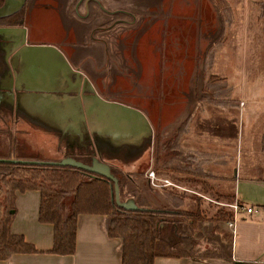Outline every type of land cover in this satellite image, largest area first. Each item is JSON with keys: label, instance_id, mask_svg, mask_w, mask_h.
Segmentation results:
<instances>
[{"label": "rangeland", "instance_id": "rangeland-1", "mask_svg": "<svg viewBox=\"0 0 264 264\" xmlns=\"http://www.w3.org/2000/svg\"><path fill=\"white\" fill-rule=\"evenodd\" d=\"M69 1L24 0L23 11L18 16L22 14L31 33L43 31L44 41H53L62 47L66 57L85 61L83 74L86 76L75 75L74 82L81 83L75 103L83 108L81 104L88 101L87 112L92 109L99 115L100 133L94 138L84 137L80 147L88 148L86 151L110 165V170L124 176L118 200H132L136 207H144L143 200L149 199L150 206L158 207L154 200L158 194L154 191L160 188L152 187L147 180V173L152 172L155 178L172 184L168 191L186 194L187 206L183 207L187 212L197 208L208 219L218 208L229 210L226 205L231 204L233 198L216 193L208 183L213 178L227 181L229 178L213 176L203 167L231 161L228 154L231 151L241 167L254 165L257 160L264 165L261 145L264 136V0H222L230 11V22L219 0H109L114 3V7H109L110 17L100 12L104 11L101 4L106 2L101 0L100 4L97 0L100 5L90 4L91 15L80 21L77 19L80 0H77L73 7L77 20L67 16L63 22L53 18L48 23L41 24L40 20L35 23L46 11V17L56 16L55 12L63 17L61 9L64 10ZM110 25L112 28L100 30ZM29 39L35 40L32 35ZM0 40V46H4L0 55L9 56L11 49L6 45L11 39L0 33ZM12 60L14 64L18 62V55L14 54ZM66 66L69 68L68 63ZM4 67L0 64L1 78L7 76ZM64 76L66 82H72L74 74L66 71ZM86 81H90L92 89ZM67 93L74 91L68 89ZM94 93L129 107V111L123 108L126 115H120L118 104L100 103ZM205 108L212 126L223 123L218 125L222 133L219 130L210 132L211 138L206 142L210 144V151H186L181 141L188 137L191 121ZM137 111L146 115V122L137 117ZM122 117L127 118L124 128L111 127L108 123L110 118ZM90 125L92 129L94 120ZM148 129L152 132L151 151L150 159H145L143 153L147 156L145 149L150 143ZM22 138L24 142L25 137ZM3 139H10L9 134H0L1 147L6 145L7 140ZM72 139L69 136L68 145H60L71 150ZM168 140V151L176 154L177 161L193 167L194 174L154 170V149H160ZM38 144L34 141L35 146H21L15 138L14 143L12 140L9 143L13 151L2 152L0 157L45 163L47 160L41 155ZM217 144L221 151H228L225 154L213 151ZM25 148L31 152L27 153ZM65 154L86 163L78 152L71 150ZM70 201L71 197L67 196L63 215L68 213ZM209 206L211 208L206 209ZM225 222L204 220L197 223V227L202 237L208 238L211 230H224ZM166 232L167 228L162 225L161 236L165 238Z\"/></svg>", "mask_w": 264, "mask_h": 264}, {"label": "crops", "instance_id": "crops-1", "mask_svg": "<svg viewBox=\"0 0 264 264\" xmlns=\"http://www.w3.org/2000/svg\"><path fill=\"white\" fill-rule=\"evenodd\" d=\"M15 1L9 0L11 7ZM104 1L106 3L101 4L102 7L110 11L109 7H114L113 1ZM76 2L77 0L67 2L65 9H61L62 14H64L63 17L57 16L59 12H55L56 16L46 17V11L43 17H41V14L38 16L41 19L37 18L35 23L39 20L41 24L48 23L53 18L57 22H63L67 16L71 17V20L76 19L77 16L73 12ZM87 2L89 4L92 0H87ZM99 2L102 3L101 0ZM77 12L79 15L77 19L80 21L88 19V16L91 15L90 9L89 13H86V8H84L82 2H78ZM17 28L19 27L11 29ZM21 28L24 30L22 38L24 44L16 48L12 43L13 34L0 31V33L8 35L11 39L6 45L8 49H11L9 50L11 51L9 56L3 57L0 55V64L5 65L4 69L7 73L4 78L0 76V134L4 136L8 133L10 136V139H3L7 141L5 146H0V153L10 149L13 151V147L9 148V143L11 140L14 143L15 138L21 143V146H29L30 144L35 146L34 141H37L39 142L38 149L42 152L41 155L47 160L45 163H56L64 158L79 159L65 154L66 151L72 150L75 153L78 152L82 157L81 159L86 160L89 158L90 161L105 165L110 171V165L100 161L90 151V153L87 152L88 148L80 147L81 144H84V137L94 138L97 133H100L99 115L94 113L92 109L89 113L87 112L89 111L86 109L89 106L88 101L81 104L83 108L75 103L78 98L76 95L80 91V88L77 87L81 86V83L74 82L75 75L86 76L83 74L85 61L79 58V60L72 59L74 61L72 62L71 58L66 57L65 50L56 42L44 41L46 39H43V31L36 30L31 33L29 24L22 25ZM30 35L35 38L34 41L29 39ZM63 38L61 37V39ZM3 47V45L0 46V51ZM14 54L18 55V62H15V64L12 60ZM88 60L92 64V60L90 58ZM66 63L69 64V68H67ZM66 71L74 74V77L70 78L72 82H66L64 76ZM86 82L92 89L90 81ZM68 89H72L74 93L68 94ZM94 97L97 101L106 105L118 104L103 99L96 93H94ZM118 105L120 115L126 113L123 108L129 111L127 109L129 107L122 104ZM137 117L146 122L147 117L141 111H137ZM92 120H94V127H92L94 130L91 129L90 125ZM108 121L111 127L117 128L120 126L124 128L127 124L126 117L116 118V120L110 118ZM218 123L216 122V124ZM218 125L212 126L210 124L206 108L202 113H197L189 125L186 134L188 137L181 141L183 149L189 152L198 151L201 153L210 151V144H206V142L211 138L209 136L210 132L213 130L221 132ZM151 134L152 132L148 129L150 143L145 149L147 156L143 153L145 159L150 157ZM69 136L73 137L70 140L71 150L64 148L65 145H68ZM22 137H25L24 142ZM214 138H216V135ZM221 140L225 142L224 136ZM216 148L214 147L213 151H221L219 144L216 145ZM24 150L27 153L31 152L26 148ZM226 151L223 150L220 153L225 154ZM228 154L232 158L231 161L221 162L217 166H204L203 170L208 171L207 173L213 176L228 177V181L213 180L215 179L213 178L208 183L216 193L226 194L232 197L240 206L252 210L251 214L239 212L232 223V228H227L225 225L224 230L231 234L230 261L156 258L153 264H264V165L257 160L254 165H243L241 167L237 162L239 160L232 155V151ZM0 159L24 160L11 156L0 157ZM25 160L28 161V159ZM226 169H229V171ZM167 188L168 186L160 187V190H168ZM154 193L158 194L157 199L156 197L154 199L155 204L158 205L157 208H162L163 205L167 204L163 197V191L156 190ZM13 205L14 212L9 225V232L21 236L27 244L32 246L36 253L14 254L0 261V264H120L121 241L117 238L108 237V217L103 215H78L75 227L74 252L71 255L60 256L49 253L52 246V226L39 223L37 220L38 191L16 192ZM184 206L186 207L187 204H184ZM183 209L185 208L183 207ZM212 232L214 231L211 230Z\"/></svg>", "mask_w": 264, "mask_h": 264}, {"label": "trees", "instance_id": "trees-1", "mask_svg": "<svg viewBox=\"0 0 264 264\" xmlns=\"http://www.w3.org/2000/svg\"><path fill=\"white\" fill-rule=\"evenodd\" d=\"M4 0H0V8ZM88 4V9H89ZM229 17L230 11L224 1L219 0ZM0 17V29L25 25L24 21L15 26L19 12ZM22 10V11H21ZM221 34V33H220ZM221 35L217 38L219 42ZM221 40L218 45H220ZM212 46L209 47V49ZM211 54V53H210ZM211 65V64H209ZM224 86V85H223ZM204 99V97H203ZM169 140L154 149V170L190 174L193 169L177 161L176 154L170 152ZM261 145L264 147V136ZM162 153V155H160ZM171 161H174L171 163ZM115 178L120 190L124 176L114 169L109 171ZM194 174V173H193ZM210 177V176H209ZM211 178V177H210ZM25 191H38L39 206L37 220L52 226L51 254L65 256L74 252L75 227L78 215H103L108 217L107 235L121 241L120 264H153L156 258L189 259L206 261L211 259L230 261L231 234L226 230H216L208 238H203L197 223L204 220L227 222L232 218L231 210L217 209L212 218L203 216V211L187 212L184 206L186 194H177L171 190L163 191L167 204L161 208L150 206L144 199L141 210L124 211L117 208L113 201L111 181L67 166L41 164L0 163V261L14 254H32L35 250L21 236L9 232L14 212V194ZM168 191V192H167ZM165 195V196H164ZM183 195V196H182ZM67 196L71 197L69 211L63 215V204ZM223 199L227 200V197ZM195 201H198L194 198ZM149 203V204H148ZM211 208L210 206L206 209ZM167 228L165 238L160 228ZM198 241L202 242L198 244Z\"/></svg>", "mask_w": 264, "mask_h": 264}, {"label": "water", "instance_id": "water-1", "mask_svg": "<svg viewBox=\"0 0 264 264\" xmlns=\"http://www.w3.org/2000/svg\"><path fill=\"white\" fill-rule=\"evenodd\" d=\"M24 0H16L13 6L11 7L9 0H4L3 6L0 8V17L7 16L16 10H18L22 5H23ZM0 31L6 32V33H12L13 35V40L12 43L14 47L16 48L19 45L24 44L23 34L24 30L23 29H11V28H6V29H0ZM77 75V74H76ZM83 79V78H82ZM83 81H85L83 79ZM90 87V86H89ZM20 163V164H41V165H50V166H67L71 168H75L80 171H84L89 174L97 175L100 177H103L109 181L112 182L113 184V201L114 204L117 208H120L124 211H136V210H141L137 208L131 200H127L125 202H120L118 200V187L115 178L110 174L108 168L100 163L91 161L89 165L83 164L79 161H76L71 158H64L63 160L56 162V163H42V162H26V161H19V160H4L0 159V163Z\"/></svg>", "mask_w": 264, "mask_h": 264}, {"label": "built area", "instance_id": "built-area-1", "mask_svg": "<svg viewBox=\"0 0 264 264\" xmlns=\"http://www.w3.org/2000/svg\"><path fill=\"white\" fill-rule=\"evenodd\" d=\"M147 179L149 181V184L152 187L160 188V187H165V186H171L172 185L167 180H164V179L163 180H159V179L155 178V176H154V174L152 172H148L147 173ZM157 181H159L160 184H158ZM154 182H157V183H154ZM226 207H228V209H230L231 212H232L231 220L225 222V225H226L227 228H232V223L235 220V218L237 217V214L239 212H244L245 214H251L252 213L251 208H244V207L240 206L234 200H233V202L231 204H227Z\"/></svg>", "mask_w": 264, "mask_h": 264}, {"label": "flooded vegetation", "instance_id": "flooded-vegetation-1", "mask_svg": "<svg viewBox=\"0 0 264 264\" xmlns=\"http://www.w3.org/2000/svg\"><path fill=\"white\" fill-rule=\"evenodd\" d=\"M79 2H82L83 3V5H84V8H86V13L88 14L89 13V9H88V2L86 1L85 2V0H80ZM24 4V3H23ZM90 4H94L96 7L98 6V5H100L99 4V2L97 1V0H92V2L90 3ZM103 8V7H102ZM104 9V8H103ZM100 12H102V13H104L105 14V16L106 17H110V16H112L111 15V13H110V11H107V10H105L104 9V11H102V10H100ZM15 22H16V25L15 26H18V25H20V23H22L23 22V20H22V17L20 18H16L15 19ZM113 25V24H112ZM110 28H112V26L110 25V26H106V27H103V28H100V30H108V29H110ZM103 43V42H102ZM84 158V157H83ZM83 161L84 162H86V163H84V164H87V165H89L90 164V159L89 158H87L86 160L85 159H83ZM89 162V163H88Z\"/></svg>", "mask_w": 264, "mask_h": 264}]
</instances>
